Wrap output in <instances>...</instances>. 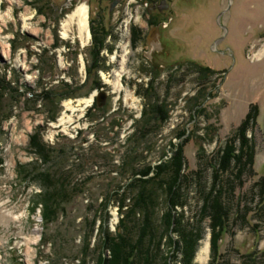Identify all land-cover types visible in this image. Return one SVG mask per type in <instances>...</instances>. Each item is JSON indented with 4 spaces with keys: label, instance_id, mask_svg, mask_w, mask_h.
Listing matches in <instances>:
<instances>
[{
    "label": "rangeland",
    "instance_id": "1",
    "mask_svg": "<svg viewBox=\"0 0 264 264\" xmlns=\"http://www.w3.org/2000/svg\"><path fill=\"white\" fill-rule=\"evenodd\" d=\"M145 1L125 0L110 13L108 0H0V264H79L100 204L133 176L122 163L138 158L135 168L141 170L159 164L166 153L171 157L170 143L180 142L176 134L183 127L195 132L184 144L185 174L210 188L213 172L208 163H214L254 105L257 123L248 136L255 144V164L243 184L226 193L232 214L221 254L231 264H243L248 254L264 264V209L259 211L254 190L264 177V0H169L170 9L160 17L168 22L161 28L163 50L152 54L148 37L157 17ZM82 4L89 7L91 32L84 40L77 21L69 23ZM66 29L69 38L63 36ZM122 44L128 45L122 83L132 95L129 101L125 91L116 93L110 83L120 68ZM197 66L212 70L204 83ZM152 82L157 103L167 107L171 118L134 146L129 138L143 125L138 121L146 107L155 102L146 92ZM204 89L212 98L193 123L191 98ZM102 90L107 99L100 107L96 97ZM36 134L55 148L52 163L45 164L34 153ZM200 147L205 150L201 156ZM28 169L33 175L25 179L21 172ZM45 169L66 173L77 188L67 217L51 228L44 225L42 206L33 211L36 196L44 191L36 176ZM199 201L195 188L186 214L190 222ZM108 210L114 231L118 208L112 204ZM243 213L247 221L239 218ZM208 224L195 264H210V246L208 255L203 252L211 238Z\"/></svg>",
    "mask_w": 264,
    "mask_h": 264
},
{
    "label": "trees",
    "instance_id": "2",
    "mask_svg": "<svg viewBox=\"0 0 264 264\" xmlns=\"http://www.w3.org/2000/svg\"><path fill=\"white\" fill-rule=\"evenodd\" d=\"M197 67L200 71L201 83H204V80L213 74L212 70L208 67ZM154 83L152 82L146 89L149 97L156 94ZM210 97V94L206 95L204 89L191 98L194 102L191 122L197 123L196 117L206 111L205 103ZM156 98L153 97L155 102L146 107L142 118L138 121L143 123L141 128L129 138L130 142L134 141V146L145 142L144 140H147L151 134L148 131L153 127L161 128L171 118L167 107L157 103ZM257 117L258 108L254 105L237 133L228 139L224 148L218 150L214 163H208L213 172L210 188L203 183V180H190L185 174L187 162L184 156V144L195 138V132L188 127L177 131L176 139L180 142L170 143L171 157L166 153L159 160L161 161L159 164H148L139 170L135 168V161L138 158H127L122 163V169L128 171L130 168L133 176L113 189L100 204V212L96 213L90 223L91 233L83 246L80 263L88 264L90 258L95 264H195L199 242L206 235L205 223L209 220L210 264H231L221 254V242L229 232L232 214L225 198L226 193L235 191L238 184H243L242 179L245 174L253 170L256 149L248 136V131L256 125ZM55 119L56 116L53 120ZM207 138L213 140L211 128L208 130ZM31 147L45 164L52 163L55 148L44 143L39 134L32 137ZM204 153L205 150L200 147L199 156ZM201 159L205 164L204 157ZM37 174L36 182L44 191L36 196L33 211L38 206H42L44 225L46 228H51L61 216L67 217L68 204L73 200L77 188H72L66 173L55 175L45 169ZM21 175L25 179H30L33 172L28 169L24 174L21 172ZM226 175L227 180H222ZM195 188L201 205L190 222L186 214L190 209V194ZM254 190H257L255 197L260 198L259 211H263L264 177L256 182ZM112 204L117 206L120 217L114 231H111L108 225L111 219L108 207ZM246 215V213L239 214V218L247 221ZM98 221H100L98 237L92 247V237ZM174 234L177 235V239H174ZM48 243H52L51 240L44 242V244ZM254 257L253 254L244 256L243 264H256Z\"/></svg>",
    "mask_w": 264,
    "mask_h": 264
},
{
    "label": "bare ground",
    "instance_id": "3",
    "mask_svg": "<svg viewBox=\"0 0 264 264\" xmlns=\"http://www.w3.org/2000/svg\"><path fill=\"white\" fill-rule=\"evenodd\" d=\"M69 18H70L69 23L77 21L79 37L82 40H84L85 38L89 39L91 37V32L89 30V7L86 4H82V5L78 6L77 9L75 10V12L69 16ZM26 20H30V18H27L25 16V21ZM127 23H129V21H127ZM63 36H64V38H69V33H68L67 29L63 32ZM122 49H123L124 53L121 56L120 68L114 72V75H113L114 78L112 81H110V83L113 86V89L116 93H121V92L125 91L122 80H123V77L126 73L125 65L127 62L126 56L128 55L127 54V52H128L127 51V44H126V46L122 44ZM125 93H126V100L127 101H129V99H132V95L130 93H128L127 91H125ZM86 103L87 104L92 103V98L87 100ZM209 246H210L209 238H207L206 242H205V247L203 248V252H205L206 255H208Z\"/></svg>",
    "mask_w": 264,
    "mask_h": 264
},
{
    "label": "flooded vegetation",
    "instance_id": "4",
    "mask_svg": "<svg viewBox=\"0 0 264 264\" xmlns=\"http://www.w3.org/2000/svg\"><path fill=\"white\" fill-rule=\"evenodd\" d=\"M108 1L110 2V5H111V9H110V13H111V12H113L114 8H117L118 6L123 4V2L125 0H108ZM139 1H143V0H139ZM145 5L148 7L150 13L155 15V18L157 17V19H154L152 21V25L150 28H158L160 31L161 47L159 50H157L159 52V51L163 50V45H162L163 35L161 32V28L168 26V22H166V21L162 22L163 20L161 21V18L163 16V14L165 13V9L166 10H167V8H168V10L170 9L171 3L169 2V0H146ZM90 24H91V28H92L94 24L92 22H90ZM152 53H155V51H153ZM154 57L155 56L152 57L153 60L155 59Z\"/></svg>",
    "mask_w": 264,
    "mask_h": 264
},
{
    "label": "water",
    "instance_id": "5",
    "mask_svg": "<svg viewBox=\"0 0 264 264\" xmlns=\"http://www.w3.org/2000/svg\"><path fill=\"white\" fill-rule=\"evenodd\" d=\"M149 45H150V52L151 54L155 50H159L161 47L160 42V31L158 28H152L149 37H148ZM107 99V94L104 90L100 92V94L96 97L98 106L102 107L105 105Z\"/></svg>",
    "mask_w": 264,
    "mask_h": 264
}]
</instances>
